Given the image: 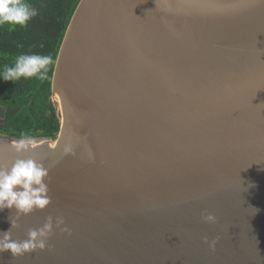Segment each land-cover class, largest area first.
Returning <instances> with one entry per match:
<instances>
[{
	"label": "water",
	"instance_id": "1",
	"mask_svg": "<svg viewBox=\"0 0 264 264\" xmlns=\"http://www.w3.org/2000/svg\"><path fill=\"white\" fill-rule=\"evenodd\" d=\"M52 102L54 140L18 157L0 136V166L49 169L51 202L11 229L0 211V233L53 230L0 264H264V0H80Z\"/></svg>",
	"mask_w": 264,
	"mask_h": 264
},
{
	"label": "trees",
	"instance_id": "2",
	"mask_svg": "<svg viewBox=\"0 0 264 264\" xmlns=\"http://www.w3.org/2000/svg\"><path fill=\"white\" fill-rule=\"evenodd\" d=\"M80 0H27L38 15L27 26L0 27V70L13 66L21 54L51 57L47 78H21L13 84L0 81V107L5 119L0 136L54 140L59 129L57 109L52 102V76L65 31Z\"/></svg>",
	"mask_w": 264,
	"mask_h": 264
},
{
	"label": "clouds",
	"instance_id": "3",
	"mask_svg": "<svg viewBox=\"0 0 264 264\" xmlns=\"http://www.w3.org/2000/svg\"><path fill=\"white\" fill-rule=\"evenodd\" d=\"M38 15V11L27 0H0V27L14 29L24 28L28 21ZM51 57L39 54H21L15 59L13 66L5 65L0 70V81L15 84L21 78H36L44 81L47 78ZM30 141L21 139L13 147L18 157L31 151ZM70 151L66 148L65 152ZM49 169L33 158H17L10 167L0 166V211L15 209L16 217L10 220V229L17 227V220L22 215H29L34 210H43L51 202L48 195ZM257 211V210H256ZM206 221H215L212 214L204 217ZM64 223L57 218L55 227ZM0 233V253L8 251L13 258L23 256L36 250H44L46 241L53 230V220L49 216L39 228L29 229L27 239L16 241L11 238V230ZM61 231H69L61 228ZM215 245L212 241L210 247Z\"/></svg>",
	"mask_w": 264,
	"mask_h": 264
}]
</instances>
